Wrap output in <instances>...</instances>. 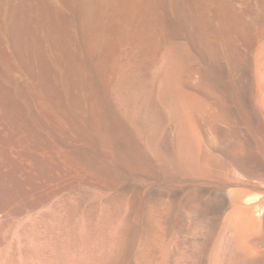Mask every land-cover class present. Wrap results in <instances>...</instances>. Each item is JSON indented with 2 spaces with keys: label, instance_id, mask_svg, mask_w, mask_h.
Masks as SVG:
<instances>
[{
  "label": "bare ground",
  "instance_id": "1",
  "mask_svg": "<svg viewBox=\"0 0 264 264\" xmlns=\"http://www.w3.org/2000/svg\"><path fill=\"white\" fill-rule=\"evenodd\" d=\"M0 264H264V0H0Z\"/></svg>",
  "mask_w": 264,
  "mask_h": 264
}]
</instances>
